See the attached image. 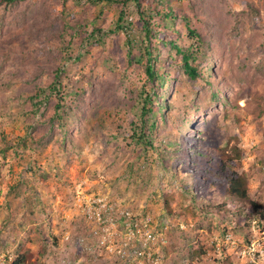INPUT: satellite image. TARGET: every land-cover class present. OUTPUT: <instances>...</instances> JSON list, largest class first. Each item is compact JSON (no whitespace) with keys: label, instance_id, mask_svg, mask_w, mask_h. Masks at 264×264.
Here are the masks:
<instances>
[{"label":"rangeland","instance_id":"374dc122","mask_svg":"<svg viewBox=\"0 0 264 264\" xmlns=\"http://www.w3.org/2000/svg\"><path fill=\"white\" fill-rule=\"evenodd\" d=\"M52 1L29 0L28 4L0 9V59L2 55L9 57L0 68V248L10 249L15 255L19 251L26 256L25 264H69L68 261L70 264H118L113 256L96 247L88 236L91 225L80 213L75 197V188L81 185V192L103 195L136 214L149 215L155 231L167 227L163 233L167 244L162 249L160 264L179 263L182 256L186 257L183 253L187 245L195 243L206 249V255L191 263L186 258L181 264H264L263 234L254 230L252 243L246 244L244 234L237 233L226 224L227 216L221 223V216L215 208L222 202L221 196L196 180L200 171L197 165L194 166L197 172L186 178L185 170L175 164L179 167L174 170L177 177L170 180L153 148L143 149L131 142L128 127L131 115H124L123 111L100 112L96 121L87 123V126H94L93 130L88 127L84 130L87 137L75 135L71 144L64 147L56 143L43 149L31 146L33 134L28 127L41 118L37 115L32 122L30 115L22 112L30 109L27 98L34 83L31 81L32 69H37L41 63H50L56 56L47 53L49 47L46 44L54 46L55 40L47 42L43 38V24L39 18L48 10L53 14L61 11V7L52 5ZM186 2L171 0L172 5ZM227 2L234 11L241 7L235 0ZM256 6L260 12L259 19L250 26L252 28L246 26L243 35L236 40L239 58H229L223 65L239 61L256 68L260 82L253 83L251 89H255V96L261 98V113L251 95L248 101H239L236 108L223 111L222 107L218 108L209 135L214 137L213 147H217L214 150L222 148L232 158L235 151H239L235 169L246 178L250 199L264 206V73L259 71L264 68V0ZM78 7L79 10L70 13L66 7L67 11L63 12L60 20L70 23L80 18L88 26L104 21L106 27L118 17V9L113 5L79 3ZM22 12L27 16L25 21L19 22ZM126 12L127 20L133 21V7L127 6ZM26 35L29 36L26 38ZM133 35L134 31L129 36ZM72 41L70 53L76 58L81 49L76 39ZM125 42L122 34L109 35L104 40L105 50H123ZM41 48V51L34 52ZM97 51H89L82 60L66 62L64 83L70 81L80 85L81 73L92 70L95 75L103 77L108 67L111 70L119 68L118 65L104 64V57L95 60ZM161 63V67L166 65L161 72L169 73L168 78L173 81L175 73L170 62ZM41 80L42 77L37 75L35 83L39 85ZM176 81L171 95L172 108L167 114L171 128L164 133L169 137L166 144L162 143L163 136L153 140V147L162 150L163 146L167 147L164 150L167 155L177 148L178 116L192 99L194 91L193 85L184 77H177ZM69 116L76 121L78 115L70 113ZM201 126L200 115L191 116V129L196 131ZM180 132L187 143L194 142L191 132L184 129ZM28 133L30 136L25 140L24 148L20 139ZM6 143L12 147L3 156ZM194 145L199 149H209L199 141ZM130 170L133 171L132 176ZM16 183H22L26 190L17 195L11 192L10 185ZM184 184L192 186L194 199L183 197ZM32 186V190L39 191L41 199L28 201L27 210L24 200L26 197L33 200L29 190ZM164 199L167 204H164ZM29 209L34 210V215L29 214ZM65 233L70 235L67 241L63 238ZM228 235L231 242L226 241ZM80 237L88 239L93 247L84 250V246L77 244Z\"/></svg>","mask_w":264,"mask_h":264},{"label":"trees","instance_id":"16d2710c","mask_svg":"<svg viewBox=\"0 0 264 264\" xmlns=\"http://www.w3.org/2000/svg\"><path fill=\"white\" fill-rule=\"evenodd\" d=\"M28 1L0 0V9L28 4ZM235 1L241 6L238 11H234L227 0H187L176 5H172L171 0H53L52 5L61 7V11L53 14L48 10L39 18L43 24V38L47 42L55 40L54 46L46 44L49 47L47 53L56 56L50 63L47 61L32 69L31 81L34 83L27 98L30 109L22 112L23 115H30L32 122L37 115L41 118L28 127L33 134L31 146L41 149L51 143L67 146L75 135L87 137L88 134L84 132L86 127L90 130L94 128L87 126V123L96 121L100 112L123 111L124 115H131L128 123L131 142L143 149L153 148L164 174L170 180L177 177L175 171L179 167L185 170L186 178L193 176L197 172L194 166L197 165L200 171L196 180L202 181L221 196L222 202L215 207L221 216V223L227 216L226 224L237 233H243L246 244L251 243L254 230L264 236V206L250 199L247 180L235 169L239 151H235L236 155L232 158L222 148L214 150L217 148L213 147L214 137L209 135L218 108L222 107V111L236 108L239 101H248L251 95L259 113L262 109L261 98H257L255 89H251L253 83L256 85L260 82L256 68L240 64L239 61L223 64L229 58H239L236 40L243 35L246 26L252 28L250 26L257 22L260 12L256 4L263 0ZM79 3L113 5L118 9V17L106 27L104 21L88 26L80 18L70 23L60 20L63 12L67 11L66 7H69V13L75 12L80 9ZM127 6L134 9L133 21L127 20ZM22 13L19 22L26 19V12ZM133 31L134 35L130 37ZM118 34L125 36L126 48L106 51L105 38ZM73 39L79 42L81 49L76 58L70 53ZM93 49L98 50L95 60L104 57V64L118 65L119 68L111 70L108 67L103 77L95 75L92 70L83 75L81 73L80 85L70 81L64 83L65 63L82 60ZM11 58L15 56L11 55ZM8 59V56L2 55L0 68ZM162 61L164 64L165 61L170 62V68L175 73L173 81L168 78L169 73L161 72L166 68V65L161 67ZM259 71L264 73V68L261 67ZM37 75L43 79L39 85L35 83ZM177 77H184L193 85L194 91L192 99L178 116L177 148L167 155L164 153L167 147L163 146V150L153 147V140L163 136L162 143L166 144L169 137L164 133L171 128L167 114L172 108L171 95L176 88ZM70 113L78 115L75 122ZM196 114L200 115L202 126L194 131L191 129V116ZM183 129L191 132L194 142L185 141L180 132ZM29 136L28 133L20 139L22 147L25 148L24 142ZM196 141L209 149H199L194 145ZM11 147L6 143L3 156ZM175 164H179V167ZM129 173L132 176L133 171ZM33 187L29 189L33 200L27 197L24 200L27 210L28 201L38 202L41 199L39 191L32 190ZM9 188L16 195L26 190L22 183L12 184ZM191 190V185H182L183 197L194 199ZM167 203L164 199V204ZM29 214L34 215V210L29 209ZM206 253V249L198 243L187 245L183 253L186 257L182 256L181 261L174 264H181L186 258L191 263ZM15 258L14 264L26 262V256L19 251H16Z\"/></svg>","mask_w":264,"mask_h":264},{"label":"built area","instance_id":"2783aa9c","mask_svg":"<svg viewBox=\"0 0 264 264\" xmlns=\"http://www.w3.org/2000/svg\"><path fill=\"white\" fill-rule=\"evenodd\" d=\"M75 188L78 208L85 221L91 225L89 238L96 247L113 256L118 264H160L162 249L167 240L163 235L167 227L155 231L149 215L136 214L120 202L100 194L81 192ZM70 235L65 233V241ZM231 242V237H226ZM77 244L89 250V240L80 237ZM15 254L10 249H0V264H14ZM25 264V263H21Z\"/></svg>","mask_w":264,"mask_h":264},{"label":"clouds","instance_id":"9594fccd","mask_svg":"<svg viewBox=\"0 0 264 264\" xmlns=\"http://www.w3.org/2000/svg\"><path fill=\"white\" fill-rule=\"evenodd\" d=\"M252 243V242H251Z\"/></svg>","mask_w":264,"mask_h":264}]
</instances>
